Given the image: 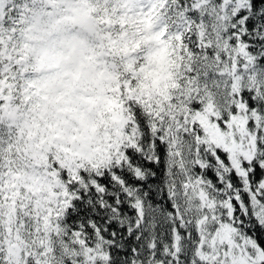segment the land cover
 <instances>
[{"label": "snow or ice", "instance_id": "1", "mask_svg": "<svg viewBox=\"0 0 264 264\" xmlns=\"http://www.w3.org/2000/svg\"><path fill=\"white\" fill-rule=\"evenodd\" d=\"M0 264H264V0H0Z\"/></svg>", "mask_w": 264, "mask_h": 264}]
</instances>
